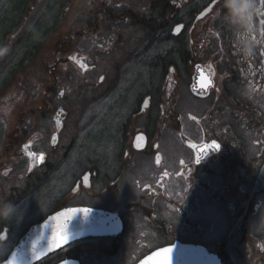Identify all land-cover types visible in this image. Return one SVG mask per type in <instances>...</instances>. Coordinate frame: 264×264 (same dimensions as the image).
<instances>
[{
	"label": "flooded vegetation",
	"instance_id": "obj_1",
	"mask_svg": "<svg viewBox=\"0 0 264 264\" xmlns=\"http://www.w3.org/2000/svg\"><path fill=\"white\" fill-rule=\"evenodd\" d=\"M254 4L245 51L223 0H0V203L15 205L0 262L32 226L91 208L108 233L33 264H264Z\"/></svg>",
	"mask_w": 264,
	"mask_h": 264
},
{
	"label": "water",
	"instance_id": "obj_2",
	"mask_svg": "<svg viewBox=\"0 0 264 264\" xmlns=\"http://www.w3.org/2000/svg\"><path fill=\"white\" fill-rule=\"evenodd\" d=\"M102 216V212L88 208H69L56 212L42 223L33 226L8 259L0 264H32L69 241L96 232L97 228L106 233L104 226H98L97 223V218ZM155 256L156 254H152L139 264H155ZM210 264L220 263L210 259Z\"/></svg>",
	"mask_w": 264,
	"mask_h": 264
},
{
	"label": "clouds",
	"instance_id": "obj_3",
	"mask_svg": "<svg viewBox=\"0 0 264 264\" xmlns=\"http://www.w3.org/2000/svg\"><path fill=\"white\" fill-rule=\"evenodd\" d=\"M225 19L237 26L238 44L248 51L251 41L248 34L251 31V20L255 9L254 0H223ZM15 211V205L9 202L0 203V218H9Z\"/></svg>",
	"mask_w": 264,
	"mask_h": 264
},
{
	"label": "rangeland",
	"instance_id": "obj_4",
	"mask_svg": "<svg viewBox=\"0 0 264 264\" xmlns=\"http://www.w3.org/2000/svg\"><path fill=\"white\" fill-rule=\"evenodd\" d=\"M99 102H101L102 104H101V106H104L105 107V104L107 103V104H110V103H112V99L110 98H106L105 100H103V99H101ZM264 170V169H263ZM264 177V176H263Z\"/></svg>",
	"mask_w": 264,
	"mask_h": 264
},
{
	"label": "snow or ice",
	"instance_id": "obj_5",
	"mask_svg": "<svg viewBox=\"0 0 264 264\" xmlns=\"http://www.w3.org/2000/svg\"><path fill=\"white\" fill-rule=\"evenodd\" d=\"M209 83H211L210 81H209ZM193 147H196V145H193ZM213 147L214 148H219V145H217V144H213ZM197 159H199V158H197ZM61 239H66V237H61Z\"/></svg>",
	"mask_w": 264,
	"mask_h": 264
}]
</instances>
